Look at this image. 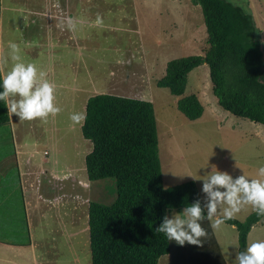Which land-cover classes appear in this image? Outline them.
I'll use <instances>...</instances> for the list:
<instances>
[{"label":"rangeland","instance_id":"obj_1","mask_svg":"<svg viewBox=\"0 0 264 264\" xmlns=\"http://www.w3.org/2000/svg\"><path fill=\"white\" fill-rule=\"evenodd\" d=\"M230 1L251 13L256 27L260 30L258 36L263 42L264 50V0ZM33 2L39 4L37 8H44L50 0H12V5L19 3L22 6L16 5L18 10H24L28 9ZM81 2L83 3L84 0ZM93 5L95 9L104 8V33L100 27L95 26L94 19L93 41H87L90 40L89 38L85 40V35L90 32L89 26L85 24L79 29L77 34L79 38L75 42H78L77 45L86 50L83 51L88 55L94 54L93 60L87 63L90 64L91 71L94 69V74L92 72L94 83H98V86L103 88V91L99 93L113 94L111 92H116V95L152 102L163 186L168 187L193 180L203 201L204 194L201 191L203 181L201 179H205L216 170L227 172L233 178L239 175L256 178L258 168L264 166V125L234 116L217 104L205 63L188 73L186 88L182 94V96L196 94L200 100L203 113L195 120H189L178 110L176 102L179 96L171 94L168 88L159 87L156 84V81L164 75L165 66L170 60L203 53L206 29L200 6L193 5L190 0H104L103 7L101 1H93ZM22 15L24 13L18 12L16 16L18 26L28 24V21L22 19ZM37 23L40 26V21H35V25ZM135 23L138 26L137 31L134 30ZM53 30L50 29V31ZM32 32L31 34L41 43V35L35 30ZM60 34V37L55 34L53 38H47L44 30L45 47L40 51L39 56L42 54L43 63L46 64L48 80L56 85V104L62 111L53 120L49 117L48 120H50L47 122L40 120H34V122L44 123L47 127L50 126L49 129L52 123V126L57 125L60 127L58 128L59 138L67 142L69 139L64 136L69 133L76 132V136L83 137L81 130L77 129L78 125L74 126L70 120L72 113L80 112L83 101L77 108L78 103L74 101V92L70 89H61V86L57 87L58 78H65L64 82L69 84L77 82L70 76V66H66L63 62L72 61L79 49L78 47L73 52L74 48L69 45L68 30L65 29ZM70 38L73 39V37ZM70 43L72 44V41ZM68 50L73 53L69 52L68 55ZM63 52L65 53L64 58H62ZM102 54L103 58L100 57ZM101 59L104 64L96 63L95 60L101 61ZM39 63H41V57ZM65 70L69 71L68 76L63 75ZM82 83L87 84L88 81H82ZM67 126L68 129H65ZM8 134V128L4 125L0 126V153L10 158L11 146L9 142L2 144L1 140L8 137ZM40 134L43 135V133ZM71 137L74 146V135ZM5 164L3 186H0V226L3 229L0 234L1 237L16 240L19 235L26 236L22 222L23 198L15 167L12 165L13 158H11V163ZM112 180V178H107L91 181L93 185L91 188L83 189L79 186L81 196L86 197L84 193H87L88 196L92 195L88 202L98 201L109 204L115 197ZM174 211L179 213L182 210L174 209ZM250 213L247 210L242 211L235 218L244 220ZM171 215L172 212H169L170 218ZM19 217L21 219H18ZM202 226L208 231V237L204 239L202 246L189 245L187 242L180 246L171 241V253L165 254L163 261L169 264L171 255L172 260L181 264L187 261L194 263L204 260V264L207 261V264H235L237 254V248L233 246L237 244L235 226L225 222L219 230H214L207 220L202 223ZM83 236L85 237V234L81 235ZM65 239L64 241L61 236L58 237L57 245L61 250L65 249V254L57 262L58 256H52L50 259L51 262L54 261L52 264H69L72 259L79 260L78 264H80L79 257H82L81 264H90L87 239L83 245L79 243L76 247L74 238ZM39 240L38 237V243H40ZM256 240H264V219L255 223L248 232L247 245ZM73 246L76 248V255ZM3 247L5 246L0 247L2 253L0 257L19 258V254L5 252L2 250ZM172 250L175 252L172 253ZM66 251H70L71 256H67ZM220 252L221 255H219ZM79 254L82 255L79 256ZM31 261V258L29 262L22 259L14 264H32Z\"/></svg>","mask_w":264,"mask_h":264},{"label":"trees","instance_id":"obj_2","mask_svg":"<svg viewBox=\"0 0 264 264\" xmlns=\"http://www.w3.org/2000/svg\"><path fill=\"white\" fill-rule=\"evenodd\" d=\"M190 2L201 8L206 29L203 53L170 60L157 86L179 96L178 110L195 120L203 106L196 94H182L188 73L205 63L217 104L234 116L264 125V50L251 13L230 0ZM85 113L81 133L92 143L84 159L87 179L112 178L115 189L109 204L88 202L91 264H158L170 252V242L156 233V227L168 209L183 210L196 199L202 201L198 187L193 180L163 186L151 101L97 93L87 98ZM2 125L10 128V118L0 101ZM261 219L250 213L244 220L226 221L237 230V252L246 248L248 232ZM22 222L26 236L15 240L0 234V241L30 245L25 213Z\"/></svg>","mask_w":264,"mask_h":264},{"label":"crops","instance_id":"obj_3","mask_svg":"<svg viewBox=\"0 0 264 264\" xmlns=\"http://www.w3.org/2000/svg\"><path fill=\"white\" fill-rule=\"evenodd\" d=\"M93 1H101L102 7L104 6V0H84L83 3L81 0H50L47 3V7L44 6V8H37L39 4L33 2L28 9L18 10L19 8L16 5L22 6L21 4L17 3L13 6L12 0H0V54L7 55L8 42H15L21 47V55L25 62L35 63L39 68L47 72L46 64L43 63L42 54L40 56L39 54L43 50V47H45L44 39L46 37L53 38L55 34L60 37V32L64 31L57 26L61 19L71 17L76 22V30H68L69 45L74 48L73 52L79 47L77 45L78 42L76 43L75 41L79 38L77 34L82 25L86 24L89 26L90 32L88 35H85V40L89 38L90 40L87 41H93L92 29L94 19L96 20L97 15L103 16V26L100 28L104 33V8L95 9ZM131 3L134 7V2L132 1ZM23 4L25 5V2ZM57 4L59 5L58 7ZM132 9L134 10V8ZM18 12L24 13L21 17L24 21H28V24L17 25L16 16ZM35 21H40V26L39 23L35 25ZM134 26V30L137 31V23ZM47 28L49 29L48 31ZM50 29L54 30L50 31ZM34 30L41 35V43L31 34ZM44 30L46 33L45 38ZM70 37H73V39ZM71 41L72 44L70 43ZM83 50L80 46L77 51V56L72 61L67 63L63 62L66 66H70V76L77 82L73 84L65 83V78H58V82H56V84L58 83L57 87L61 86V89H70L74 92V101L78 103L76 105L77 108H79V103L83 101L82 109L80 110L81 113H85L87 98L92 94L94 95L103 91V88L98 86V83H94L92 75L94 69L91 71L90 64L87 63V61L93 60L94 54L92 55L90 53L88 55L84 52L86 50ZM69 52L73 53L71 50H68V55ZM40 57L41 63H39ZM64 57L65 53L63 52L62 58ZM100 57L103 58V54ZM95 61L98 64H104L102 59L101 61ZM10 67L11 62H9ZM96 71L99 72L97 69ZM63 75L68 76L69 71L65 70ZM82 81H88V83L83 84ZM111 93L117 94L116 92ZM81 96H84V98H81ZM9 118V136L1 140L2 144L9 142L12 152L10 158L0 153V186H3L2 181L5 177L3 173V169L6 167L5 163H11V158H13L12 165L15 167L21 196L23 198L24 213L26 215L31 243L30 245H14L0 241V247L5 246L2 250L19 254V258L17 259L0 257V264L3 262L6 264H14V262H20L22 259L29 262L30 258L32 259V264H52L54 262L50 260L52 256H58L56 259L57 262L65 254V249L61 250L57 245L58 237L61 236L64 241L66 240L65 238L68 240L74 238L75 247L79 243L83 245L86 239V244L89 242L87 234L88 199L92 198V195L88 196L87 193H84L86 197H82L79 186L83 189L93 186L92 182L87 179V176L85 178L86 170L84 164L85 155L91 151L92 143L88 139L81 137V135L76 136V132L64 136L69 141H62L58 135V128L60 129V127H57V125L52 126L53 123L49 129L50 126L47 127L44 123L37 124L34 121L22 122L14 114H9ZM50 119L53 120L54 117L50 116ZM81 125H78L77 129L81 130ZM65 129H68V126ZM38 133L39 136H37ZM40 133H43V135ZM71 135H74V146ZM83 234H85V237H81ZM38 237L40 243L37 242ZM63 246L66 248L65 245ZM74 246V254L76 255V248ZM173 252L175 251L172 250ZM66 254L67 256H71L70 251H66ZM1 255L2 253L0 252ZM219 255H221V252ZM81 258L79 257L80 264ZM163 258L164 255L159 258L158 264H168L163 261ZM78 261L72 259L69 264H78ZM191 263V261H187L184 264ZM204 263L205 260L202 262L195 261L192 264ZM169 264L181 263L172 260L170 255Z\"/></svg>","mask_w":264,"mask_h":264},{"label":"clouds","instance_id":"obj_4","mask_svg":"<svg viewBox=\"0 0 264 264\" xmlns=\"http://www.w3.org/2000/svg\"><path fill=\"white\" fill-rule=\"evenodd\" d=\"M57 26L62 31H75L77 27L71 17L61 19ZM95 26H103L99 15ZM7 47V55L0 54V88L3 89L0 101L5 103L8 113L22 122H47L50 116H57L62 109L56 104V85L48 80L47 72L35 63L25 62L19 44L9 41ZM86 119V113L81 112L70 116L74 126ZM201 180L203 202L196 199L179 213L168 209L172 212L171 218L165 214L156 227V233L163 234L168 242L202 246L208 237V231L202 226L205 220L212 229L219 230L226 221L246 210L264 219V166L258 168L256 178L245 175L233 178L227 172L216 170ZM233 246L238 248V242ZM235 264H264V240L253 241L243 251H238Z\"/></svg>","mask_w":264,"mask_h":264}]
</instances>
